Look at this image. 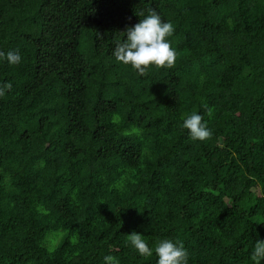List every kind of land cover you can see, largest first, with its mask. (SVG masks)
I'll use <instances>...</instances> for the list:
<instances>
[{
	"label": "trees",
	"instance_id": "trees-1",
	"mask_svg": "<svg viewBox=\"0 0 264 264\" xmlns=\"http://www.w3.org/2000/svg\"><path fill=\"white\" fill-rule=\"evenodd\" d=\"M155 10L172 68L113 56ZM0 264H254L264 240V0H0ZM211 110V116H209ZM204 117L210 139L183 128ZM264 264V261H261Z\"/></svg>",
	"mask_w": 264,
	"mask_h": 264
},
{
	"label": "clouds",
	"instance_id": "clouds-1",
	"mask_svg": "<svg viewBox=\"0 0 264 264\" xmlns=\"http://www.w3.org/2000/svg\"><path fill=\"white\" fill-rule=\"evenodd\" d=\"M138 16L143 18L128 27L123 32L125 39L116 43L112 53L115 59L125 65H131L141 76L147 75V70L151 67H174L177 53L168 39L174 33L172 23L162 21L153 9H149L147 15L140 12ZM4 59L10 64H18L21 57L18 52L0 51V60ZM11 87L10 83L0 85V97L5 95L6 90H11ZM208 114L211 116V110ZM182 126L188 130L193 140L205 141L212 136L204 117L195 111L183 117ZM127 243H130L140 256L150 257L154 251L158 257L157 264H187L188 253L182 241L158 240L153 250L143 235L133 232L127 235ZM250 259L254 264L264 261V240L255 242ZM104 264H119V261L114 256L107 255L104 257Z\"/></svg>",
	"mask_w": 264,
	"mask_h": 264
}]
</instances>
